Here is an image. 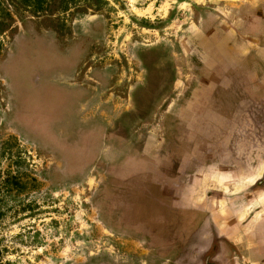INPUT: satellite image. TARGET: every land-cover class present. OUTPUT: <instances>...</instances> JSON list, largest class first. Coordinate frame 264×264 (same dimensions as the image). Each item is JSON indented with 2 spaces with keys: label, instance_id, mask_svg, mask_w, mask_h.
Listing matches in <instances>:
<instances>
[{
  "label": "rangeland",
  "instance_id": "obj_1",
  "mask_svg": "<svg viewBox=\"0 0 264 264\" xmlns=\"http://www.w3.org/2000/svg\"><path fill=\"white\" fill-rule=\"evenodd\" d=\"M15 1L0 0V264H92L117 241L102 223L103 193L119 188L127 205L128 192H158L149 171L136 175L133 147L150 134L152 78L174 76L158 85L160 104L182 84L166 58L187 43L196 5L75 0L79 8L57 19L34 18ZM149 54L166 63H148ZM223 114L243 118L235 107ZM122 124L118 153L105 140ZM165 197L135 195L138 205L126 207L150 217L155 205L152 218H173Z\"/></svg>",
  "mask_w": 264,
  "mask_h": 264
},
{
  "label": "crops",
  "instance_id": "obj_2",
  "mask_svg": "<svg viewBox=\"0 0 264 264\" xmlns=\"http://www.w3.org/2000/svg\"><path fill=\"white\" fill-rule=\"evenodd\" d=\"M192 2L187 43L166 58L182 84L160 104L158 85L174 76L152 78L150 134L132 152L136 175L149 171L159 194L128 192L126 205L118 188L100 200L102 223L124 245L120 264H264V0ZM234 107L238 123L223 114ZM122 131L104 139L118 153ZM107 151L105 143L101 162ZM135 195L152 204L166 195L173 218H152L155 205L150 217L130 212Z\"/></svg>",
  "mask_w": 264,
  "mask_h": 264
},
{
  "label": "flooded vegetation",
  "instance_id": "obj_3",
  "mask_svg": "<svg viewBox=\"0 0 264 264\" xmlns=\"http://www.w3.org/2000/svg\"><path fill=\"white\" fill-rule=\"evenodd\" d=\"M187 1H191L192 2V0H187ZM192 3L195 4L194 2H192ZM197 6L198 5H196V11H195V13L192 16V21H193V17L195 16V14H196V12L198 10ZM73 8L74 7L70 8L69 10H66V11H62L60 9L59 10H55L52 14L41 15L39 17H35V16H32V15H30V16H32L34 18H44V17H55L56 18V17H58L57 19H59L60 18L59 16L62 13L71 12V10ZM146 56H147L146 58L148 59V63H157L156 62L157 59L159 61V57H156L154 55L152 56L151 54H149V55H146ZM19 130H22V129H19ZM123 246H124L123 243L117 239V241H116V243L114 245V247H115L114 249L115 250H113V249L110 250L109 249L108 251H105L103 249L98 256L92 257L91 258L92 261L91 260L90 261L92 262V264H120L123 261H125V260H122L124 258L123 257V253L125 252L124 249H123L124 248Z\"/></svg>",
  "mask_w": 264,
  "mask_h": 264
},
{
  "label": "trees",
  "instance_id": "obj_4",
  "mask_svg": "<svg viewBox=\"0 0 264 264\" xmlns=\"http://www.w3.org/2000/svg\"><path fill=\"white\" fill-rule=\"evenodd\" d=\"M23 4L32 16L39 17L41 15L52 14L55 10L66 11L69 10L71 5L75 3V0H22V2H17ZM79 8L80 5H75L74 7ZM87 6V5H85ZM1 256V251H0Z\"/></svg>",
  "mask_w": 264,
  "mask_h": 264
}]
</instances>
